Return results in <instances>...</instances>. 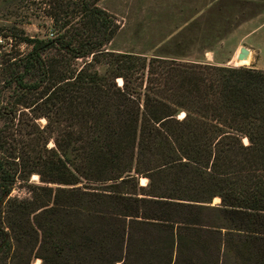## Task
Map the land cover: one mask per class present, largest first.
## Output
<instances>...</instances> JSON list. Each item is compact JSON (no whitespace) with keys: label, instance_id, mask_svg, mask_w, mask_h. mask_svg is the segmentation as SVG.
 Masks as SVG:
<instances>
[{"label":"trees","instance_id":"obj_1","mask_svg":"<svg viewBox=\"0 0 264 264\" xmlns=\"http://www.w3.org/2000/svg\"><path fill=\"white\" fill-rule=\"evenodd\" d=\"M28 1L51 34L0 28V264H264V70L113 52L100 0Z\"/></svg>","mask_w":264,"mask_h":264},{"label":"rangeland","instance_id":"obj_2","mask_svg":"<svg viewBox=\"0 0 264 264\" xmlns=\"http://www.w3.org/2000/svg\"><path fill=\"white\" fill-rule=\"evenodd\" d=\"M152 4L157 9H149ZM192 4V0L177 1L175 5L171 0H100L99 7L113 15L121 27L108 49L118 53L163 56L223 66H232L235 63V55L241 47L254 49L253 45L241 46L231 43V40L219 39L221 25H225L230 14L234 15L240 9L239 5L230 0L212 6L208 10V16L202 15L197 20V25L190 24L183 30L176 31V27L185 18L184 15H188L190 9H193ZM161 6L162 9H159ZM178 9L183 10L184 14L178 15ZM217 9H221V12L218 13ZM9 26H17L31 38L47 39L51 34V21L40 12L37 3L28 0H0V28ZM192 27L197 30H191ZM263 32L256 36L262 42ZM242 67L264 70V56L250 54L247 64ZM98 69L101 73L105 70L103 67ZM40 123L44 125L45 121L41 120ZM52 146L54 145L50 142L48 147ZM30 181L40 184L36 175H32ZM146 182L144 179L140 181L143 185ZM25 192L23 188L15 189L11 196L23 197ZM219 202L220 200H213L212 204L217 206ZM33 264L41 262L35 260Z\"/></svg>","mask_w":264,"mask_h":264},{"label":"crops","instance_id":"obj_3","mask_svg":"<svg viewBox=\"0 0 264 264\" xmlns=\"http://www.w3.org/2000/svg\"><path fill=\"white\" fill-rule=\"evenodd\" d=\"M173 5L177 4V1L184 2L185 0H171ZM227 0H192V8L188 15H184L181 25L176 27V31L183 30L185 26L190 24L197 25V20L202 15L208 16L209 9L217 3H225ZM235 5H239L240 9L232 15L230 14L226 20L225 25H221L219 31L221 32L220 41L231 40V43L243 45H253L254 49H248L250 54L254 56H264V42L257 39V35L264 31V0H230ZM202 3V5H201ZM197 4V5H196ZM222 6V4L220 3ZM149 9H157L155 4H152ZM162 9V6L159 7ZM183 9V8H182ZM221 9H217L220 13ZM171 14V13H170ZM169 14V15H170ZM184 14L183 10L178 9V15ZM205 16V17H206ZM180 20V19H179ZM191 30L196 31V27H192ZM264 35V32H263ZM181 60V59H180ZM207 60V59H205ZM185 61V60H183ZM213 205V204H211ZM214 206V205H213Z\"/></svg>","mask_w":264,"mask_h":264},{"label":"water","instance_id":"obj_4","mask_svg":"<svg viewBox=\"0 0 264 264\" xmlns=\"http://www.w3.org/2000/svg\"><path fill=\"white\" fill-rule=\"evenodd\" d=\"M249 55H250L249 50H248L247 48H245V47H241V48L239 49V53L236 55V60H237L238 62L243 61V60H245ZM232 66H233V67H241L242 65H235L234 63H232ZM52 147H53V146H52ZM210 206H213V205H210Z\"/></svg>","mask_w":264,"mask_h":264},{"label":"bare ground","instance_id":"obj_5","mask_svg":"<svg viewBox=\"0 0 264 264\" xmlns=\"http://www.w3.org/2000/svg\"><path fill=\"white\" fill-rule=\"evenodd\" d=\"M249 58H250V55H249L245 60L238 62V61L236 60V55H235V60H234V62H235L237 65H246L247 62H248V60H249ZM235 63H234V64H235ZM236 64H235V65H236ZM216 200L219 201V199H216Z\"/></svg>","mask_w":264,"mask_h":264}]
</instances>
